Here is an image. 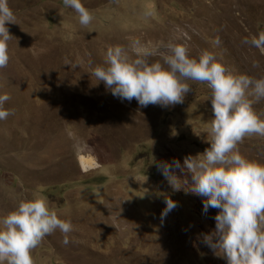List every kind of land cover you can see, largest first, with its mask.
<instances>
[{
	"label": "rangeland",
	"instance_id": "374dc122",
	"mask_svg": "<svg viewBox=\"0 0 264 264\" xmlns=\"http://www.w3.org/2000/svg\"><path fill=\"white\" fill-rule=\"evenodd\" d=\"M253 1L82 0L94 16L83 27L63 0H8L17 24L7 25L10 59L0 68L12 113L0 120V216L37 193L73 229L67 245L59 230L46 236L35 264H227L203 243L218 209L205 213L202 197L173 191L153 163L182 164L210 147L207 85L188 81L182 104L140 107L90 73L104 65L109 45L131 56L139 40L151 48L181 43L197 59L207 50L229 72L262 76L264 53L243 43L264 30V0ZM253 107L264 119V100ZM238 147L264 163V137ZM80 156L94 163L88 171ZM176 174L190 187V175ZM163 194L177 207L162 221Z\"/></svg>",
	"mask_w": 264,
	"mask_h": 264
},
{
	"label": "clouds",
	"instance_id": "9594fccd",
	"mask_svg": "<svg viewBox=\"0 0 264 264\" xmlns=\"http://www.w3.org/2000/svg\"><path fill=\"white\" fill-rule=\"evenodd\" d=\"M63 5L74 10L83 27L94 19L82 0H63ZM8 24H17V19L8 0H0V68L7 67L10 59L8 42L13 35ZM243 43L264 53V30ZM131 52L130 56L124 47L109 45L104 65L93 67L90 75L113 96L129 102L135 99L140 107L182 104L192 91L188 81L207 85L213 112L205 129L210 147L185 156L182 164L179 160L153 163L173 191L183 189L202 197L205 213L218 209L215 230L203 234V243L214 255L227 264H264V163L245 157L238 147L247 137H264V119L253 107L264 100V75L234 74L212 52L205 50L197 59L185 45L172 41L151 48L136 40ZM10 99L7 93L0 95V120L12 114L4 107ZM176 169L190 175L185 182L190 187L180 182ZM163 195L162 221L177 207V202ZM57 230L67 245L71 221L60 218L40 194L19 198L13 210L0 216V264H35L33 251Z\"/></svg>",
	"mask_w": 264,
	"mask_h": 264
},
{
	"label": "bare ground",
	"instance_id": "6f19581e",
	"mask_svg": "<svg viewBox=\"0 0 264 264\" xmlns=\"http://www.w3.org/2000/svg\"><path fill=\"white\" fill-rule=\"evenodd\" d=\"M261 1L262 0H260V1H255L254 0L253 3H259V4H261ZM7 67H4V68H7ZM79 165H80V167L84 171H88L89 168H91L94 165V163L91 160H89L87 157L80 156V158H79Z\"/></svg>",
	"mask_w": 264,
	"mask_h": 264
}]
</instances>
